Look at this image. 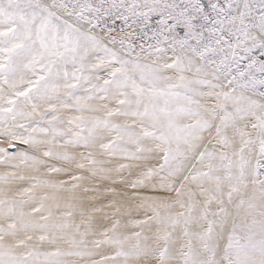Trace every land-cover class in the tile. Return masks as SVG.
<instances>
[{
	"label": "snow or ice",
	"instance_id": "obj_1",
	"mask_svg": "<svg viewBox=\"0 0 264 264\" xmlns=\"http://www.w3.org/2000/svg\"><path fill=\"white\" fill-rule=\"evenodd\" d=\"M0 264H264V0H0Z\"/></svg>",
	"mask_w": 264,
	"mask_h": 264
}]
</instances>
